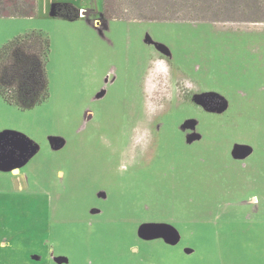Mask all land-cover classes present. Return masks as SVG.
Segmentation results:
<instances>
[{
    "label": "rangeland",
    "instance_id": "1",
    "mask_svg": "<svg viewBox=\"0 0 264 264\" xmlns=\"http://www.w3.org/2000/svg\"><path fill=\"white\" fill-rule=\"evenodd\" d=\"M61 3L87 16L55 17ZM232 7L149 21L37 0L0 17V47L50 42L47 100L0 98V264H264V23ZM164 225L175 242L151 235Z\"/></svg>",
    "mask_w": 264,
    "mask_h": 264
},
{
    "label": "trees",
    "instance_id": "2",
    "mask_svg": "<svg viewBox=\"0 0 264 264\" xmlns=\"http://www.w3.org/2000/svg\"><path fill=\"white\" fill-rule=\"evenodd\" d=\"M151 2V10L125 14L114 0H103V17L106 19L174 21L180 18L188 21H221L225 12L232 11V5L240 9L239 19L249 23H264L254 18L261 14L263 4L254 12L248 0H158ZM256 5V4H254ZM158 7V8H157ZM172 7L171 11L168 8ZM77 7L70 3L58 4L54 16L65 20L81 18ZM37 0H0V17H32L36 15ZM175 13V16L173 15ZM226 14V13H225ZM124 16V17H122ZM126 16V17H125ZM229 21L230 19H226ZM50 54V42L42 31L18 35L0 47V98L20 110H30L46 101L49 95L48 77L45 70Z\"/></svg>",
    "mask_w": 264,
    "mask_h": 264
},
{
    "label": "water",
    "instance_id": "3",
    "mask_svg": "<svg viewBox=\"0 0 264 264\" xmlns=\"http://www.w3.org/2000/svg\"><path fill=\"white\" fill-rule=\"evenodd\" d=\"M81 15V13H80ZM163 230L159 233V235L157 234H153L152 232V236H162L164 234V239H166L169 242H175L178 239V233L169 225H164V227L162 228ZM154 236V237H155ZM190 253V251L188 252ZM57 258V257H56ZM56 263L57 264H66L68 263V258L63 257V256H58V258L56 259Z\"/></svg>",
    "mask_w": 264,
    "mask_h": 264
},
{
    "label": "bare ground",
    "instance_id": "4",
    "mask_svg": "<svg viewBox=\"0 0 264 264\" xmlns=\"http://www.w3.org/2000/svg\"><path fill=\"white\" fill-rule=\"evenodd\" d=\"M81 16L82 17H86L87 16V12L85 9H83V11L81 10Z\"/></svg>",
    "mask_w": 264,
    "mask_h": 264
},
{
    "label": "crops",
    "instance_id": "5",
    "mask_svg": "<svg viewBox=\"0 0 264 264\" xmlns=\"http://www.w3.org/2000/svg\"><path fill=\"white\" fill-rule=\"evenodd\" d=\"M82 11H83V9H82ZM96 22H99V21L97 20Z\"/></svg>",
    "mask_w": 264,
    "mask_h": 264
}]
</instances>
